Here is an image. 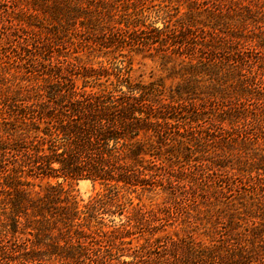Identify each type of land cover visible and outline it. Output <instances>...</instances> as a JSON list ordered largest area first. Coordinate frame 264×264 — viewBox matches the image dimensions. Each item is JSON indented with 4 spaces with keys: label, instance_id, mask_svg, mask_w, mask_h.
Returning a JSON list of instances; mask_svg holds the SVG:
<instances>
[{
    "label": "trees",
    "instance_id": "obj_1",
    "mask_svg": "<svg viewBox=\"0 0 264 264\" xmlns=\"http://www.w3.org/2000/svg\"><path fill=\"white\" fill-rule=\"evenodd\" d=\"M154 1L171 0H0V264H264L259 172L248 188L219 174L264 130V60L222 22L232 11L243 28L260 19L240 2L183 0L184 15L166 5L157 27L136 6ZM133 54L186 78L133 79ZM241 121L258 132L240 130ZM52 180L101 191L80 205ZM156 190L172 204L129 209L121 195ZM241 190L260 192L258 215L231 217L208 243L166 233L188 224L182 208Z\"/></svg>",
    "mask_w": 264,
    "mask_h": 264
},
{
    "label": "rangeland",
    "instance_id": "obj_2",
    "mask_svg": "<svg viewBox=\"0 0 264 264\" xmlns=\"http://www.w3.org/2000/svg\"><path fill=\"white\" fill-rule=\"evenodd\" d=\"M125 3V1H122ZM183 0H171L170 3H163L160 1H154L151 2H143V4L140 2L137 4V8H144V10L147 9L145 15H148L147 17V23H153L155 22V26L161 27L162 22L158 21L157 15H162V12L158 13L160 9L167 10V6L169 5V9L173 10L172 14H174L175 10L178 11V14L176 15L177 18L182 17L184 13L187 11L186 3ZM225 5H235L236 2H240V6L243 5H249L251 6L252 10L254 11V17L260 19V22L258 23H247L246 26L240 27L239 25V17H234L235 14L240 16V11L230 12L232 16L227 13V11H223V13H226L225 15L229 14L228 17L224 16L223 22H222V29L226 32V34H229L232 32L231 28H234V31L237 34V38L235 39L236 43H239V45L243 48L251 47L255 48L256 51L258 50L260 52V55L262 59L264 60V0H223ZM130 3V2H129ZM237 5V4H236ZM230 9H236L239 8L237 6L231 7ZM119 11H121V8H118ZM133 10L128 9L125 12L131 13ZM175 15V14H174ZM206 20V19H205ZM213 22V21H211ZM227 27L229 29H227ZM260 45V46H259ZM152 54H155L154 52H151ZM146 54H150V52H146ZM79 57L82 59L84 63H90L93 65H97L98 62H103L106 64V61L103 58H94V57H87L86 54H79ZM132 70H131V76L133 79H140L145 82H149L152 80H158L161 79L164 81L166 86H172L176 84L177 82H181L182 79L186 78V75H184V72H179L178 70H172L170 69V66H163L160 63V60L158 58H146L142 56L141 54H133L132 55ZM253 61V60H252ZM262 72L264 73V62ZM251 62L249 63V65ZM252 72V71H251ZM243 75V78H247L251 76L250 69L247 66H245V70L241 73ZM11 79L9 75H6ZM11 84V82L9 83ZM228 85V84H227ZM257 86H263L264 87V76H263V83H259ZM225 87V86H223ZM226 88V87H225ZM228 90L230 95H234V90L232 88L229 89V87L226 88ZM202 91V89H201ZM233 91V92H232ZM200 92V91H199ZM203 93L201 96H204ZM253 106H257V104L252 103ZM251 108L252 105L250 106ZM240 130H245L248 134L251 135L253 132H258L255 125H252L250 122H240L239 124ZM243 134V133H242ZM249 135V137H251ZM258 136V137H257ZM257 136H252L251 140L248 141V145L245 149L236 151L232 155L228 156L224 161L226 164L225 170L223 172H219L220 176L223 175V177L228 178L232 177L235 179V181L239 182H246L245 185H240V187L248 188L250 185L247 178L249 175L256 176L259 172V178H261V181L264 183V174H263V167L264 163L259 162L258 157L264 156V130L263 134H258ZM261 136V137H260ZM240 148V147H236ZM203 163L206 165V161H203ZM208 165V164H207ZM233 168V169H231ZM262 168V169H261ZM210 172L204 173L202 176H207L210 174ZM211 177L217 182V180L220 178L215 174H211ZM260 181V182H261ZM51 183L53 185L57 183H61L64 190H67L70 192L71 195L75 196L78 201H80V205L83 202H86L89 200L90 197L96 195L98 192L101 191V187L98 184H92L88 180H79L76 182L73 181H66L62 183V180H52ZM262 184V183H261ZM216 187V186H215ZM44 189V187H43ZM219 189V188H217ZM45 190V189H44ZM244 190V189H243ZM35 192H40V189L38 187L34 188ZM256 195H248V193L242 192L241 190V196L235 193H231V197H221L218 200H213L212 205H210L208 208L206 206H200L198 208L189 207L186 208L188 210H185L182 208V212H187L186 215H182V220H189L188 224L181 223L178 221V223H174L173 225L169 226L166 230V233L170 236L176 237H182V236H188L192 235V237L196 241H201L203 243H208L211 238H217L218 232L221 230L220 228L226 224L231 217L234 218V220H237L236 216H241L242 218L249 219L255 214H259L257 212V209H255V204L257 203L256 200L260 201L262 200L260 196V192L256 191ZM246 194V195H245ZM123 196L124 201H129L131 205L128 207L131 208H137V207H144L146 209H156L157 207H162L163 205H169L172 204V201L169 198V195L162 192V191H138V192H128L123 191L121 193ZM82 200V201H81ZM254 201V202H253ZM181 203L184 204V202ZM246 205V206H245ZM252 207V211H249ZM247 208V211L245 212L244 209ZM236 217V219H235ZM119 218H115V222H118Z\"/></svg>",
    "mask_w": 264,
    "mask_h": 264
}]
</instances>
